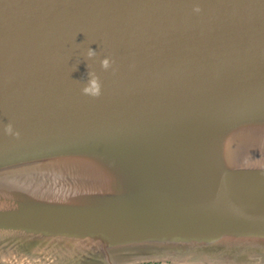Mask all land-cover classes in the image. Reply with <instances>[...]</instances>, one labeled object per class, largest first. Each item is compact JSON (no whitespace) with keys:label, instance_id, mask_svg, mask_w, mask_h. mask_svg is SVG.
<instances>
[{"label":"water","instance_id":"1","mask_svg":"<svg viewBox=\"0 0 264 264\" xmlns=\"http://www.w3.org/2000/svg\"><path fill=\"white\" fill-rule=\"evenodd\" d=\"M0 264H264V0H0Z\"/></svg>","mask_w":264,"mask_h":264},{"label":"clouds","instance_id":"2","mask_svg":"<svg viewBox=\"0 0 264 264\" xmlns=\"http://www.w3.org/2000/svg\"><path fill=\"white\" fill-rule=\"evenodd\" d=\"M201 10L202 9H201L200 4L196 3L194 8H193V11L196 13H199V12H201ZM96 55H97V52L95 49L89 48L87 50V56L88 57H95ZM100 64H101V67L103 69L107 70V69L112 67L113 60L110 57L105 56L100 61ZM88 76L90 77L89 86L82 89V92L88 96L99 97L102 94V84H101L100 77L97 75V73L94 70L90 71L88 73ZM4 131L8 135L16 136V137L19 136V131L15 130L13 124H11V123H8L4 126Z\"/></svg>","mask_w":264,"mask_h":264}]
</instances>
